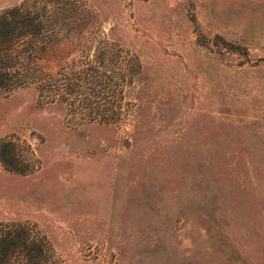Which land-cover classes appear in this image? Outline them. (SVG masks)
Masks as SVG:
<instances>
[{
    "label": "rangeland",
    "instance_id": "1",
    "mask_svg": "<svg viewBox=\"0 0 264 264\" xmlns=\"http://www.w3.org/2000/svg\"><path fill=\"white\" fill-rule=\"evenodd\" d=\"M15 6L52 28L40 63L75 93L0 96V235L24 227L45 248L5 264H264V0L0 13ZM100 82L96 121L84 98L102 102ZM5 140L27 173L3 163Z\"/></svg>",
    "mask_w": 264,
    "mask_h": 264
},
{
    "label": "trees",
    "instance_id": "2",
    "mask_svg": "<svg viewBox=\"0 0 264 264\" xmlns=\"http://www.w3.org/2000/svg\"><path fill=\"white\" fill-rule=\"evenodd\" d=\"M52 32V28L46 26V22L38 11H32L24 6H15L0 13V96L33 84L40 87L41 96L54 100L58 99L62 88H66V93L69 95L75 93L73 91L75 87L72 85L74 81H67L69 87H61L57 72L46 71L40 63V55L49 48L50 43L47 40ZM227 44L233 51L242 49L235 43L227 42ZM90 89L93 95L102 101L99 103L92 98H84L87 104L85 107L90 109L91 118L97 121L100 120L98 116L106 117L108 112L106 110L110 109L108 107L110 101L107 102L103 96L106 94L107 87L100 82L98 87ZM96 103L98 105H95ZM110 114L112 115L111 111ZM103 120L106 121L109 118ZM2 145L4 150L6 149L1 153L3 163L17 173H27L30 168L20 166L21 161L17 159V152L14 150L15 143L5 140ZM18 249L32 258H37L43 255L45 248L39 241L31 239L26 228L21 227L15 231L8 229L0 235V264H5V260Z\"/></svg>",
    "mask_w": 264,
    "mask_h": 264
}]
</instances>
